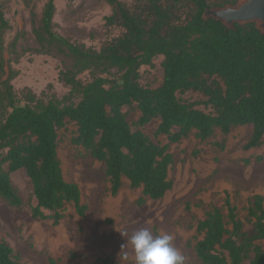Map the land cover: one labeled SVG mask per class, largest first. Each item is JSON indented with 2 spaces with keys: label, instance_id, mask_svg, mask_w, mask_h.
<instances>
[{
  "label": "trees",
  "instance_id": "obj_1",
  "mask_svg": "<svg viewBox=\"0 0 264 264\" xmlns=\"http://www.w3.org/2000/svg\"><path fill=\"white\" fill-rule=\"evenodd\" d=\"M106 1L112 7L106 25L122 31L99 49L58 34L53 28L54 0L43 6L40 25L33 29L38 44L72 59L69 68L58 72L69 86L61 97H40L30 88L18 95L14 90L16 73L4 58L10 24L0 6V197L12 206L21 204L10 174L23 168L36 200L32 217L54 224L63 217L66 203L80 216L87 208L78 184L65 179L58 157V132L68 122L76 125L71 142L104 163L111 193L117 194L125 178L132 188H141L139 204L146 198L161 199L171 189L173 156L169 144L131 129L123 107L137 108L140 127L158 120L154 134L166 135L171 143L193 131L203 140L216 129L226 136L245 125L251 126L245 149L264 140V35L253 22L229 29L202 16L207 8L237 0H136L131 5ZM160 55L162 82L154 88L143 86L140 67L152 65ZM86 71L90 78L83 81L79 74ZM188 91L203 99L181 96ZM224 142L225 137L220 148ZM225 205L227 215L214 206L197 221L202 235L194 245L197 258L201 264H264V195H253L248 206L250 233L229 198ZM0 264H21L4 240Z\"/></svg>",
  "mask_w": 264,
  "mask_h": 264
},
{
  "label": "rangeland",
  "instance_id": "obj_2",
  "mask_svg": "<svg viewBox=\"0 0 264 264\" xmlns=\"http://www.w3.org/2000/svg\"><path fill=\"white\" fill-rule=\"evenodd\" d=\"M46 1L30 0L25 4L23 0H0L10 24L5 34L4 58L16 73L11 82L18 95L24 88L40 97L52 93L61 97L69 91V86L58 78V72L72 65L71 57L55 48H41L34 35ZM120 1L126 5L136 2ZM54 3L53 28L69 41L99 49L122 31L118 26L106 25L105 17L112 14L106 0H54ZM162 59L157 56L152 65L140 67L143 86L154 88L162 82ZM79 77L86 81L90 74L86 71ZM181 96L203 99L193 91ZM199 108L207 110L203 105ZM122 110L131 129H140L151 140L169 144L168 151L173 156L168 173L171 189L161 199L146 198L139 204L141 188H132L124 178L113 195L104 163L71 142L76 125L68 122L58 132V157L65 179L78 184L81 202L87 208L80 216L72 203H66L63 217L56 224L50 219L34 218L31 207L36 200L32 184L23 168L12 172L11 183L22 202L12 206L0 197V240L12 247L21 264H133L131 246L121 251V245L141 228H149L154 234H171L172 244L185 257V263L201 264L194 251L196 241L202 237L196 230L197 221L214 206L227 215L226 198L236 207L244 230L251 232L248 206L253 195H264V140L259 147L244 148L251 133L250 125L236 127L226 136L216 129L203 140L193 131L171 143L166 135L154 134L158 120L140 127L136 124L139 111L135 106ZM224 137V148H220ZM125 252L128 259H124Z\"/></svg>",
  "mask_w": 264,
  "mask_h": 264
},
{
  "label": "clouds",
  "instance_id": "obj_3",
  "mask_svg": "<svg viewBox=\"0 0 264 264\" xmlns=\"http://www.w3.org/2000/svg\"><path fill=\"white\" fill-rule=\"evenodd\" d=\"M121 235L125 237L126 234ZM172 241L171 234H154L149 228H141L127 237L121 245V251L131 246L133 264H185V257L173 246ZM124 259H128L127 252L124 253Z\"/></svg>",
  "mask_w": 264,
  "mask_h": 264
},
{
  "label": "water",
  "instance_id": "obj_4",
  "mask_svg": "<svg viewBox=\"0 0 264 264\" xmlns=\"http://www.w3.org/2000/svg\"><path fill=\"white\" fill-rule=\"evenodd\" d=\"M203 18L219 20L229 29L235 24L253 22L264 35V0H237L235 4H227L218 8H207Z\"/></svg>",
  "mask_w": 264,
  "mask_h": 264
}]
</instances>
